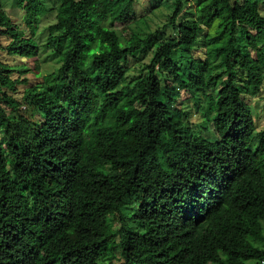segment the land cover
I'll list each match as a JSON object with an SVG mask.
<instances>
[{
	"label": "trees",
	"instance_id": "obj_1",
	"mask_svg": "<svg viewBox=\"0 0 264 264\" xmlns=\"http://www.w3.org/2000/svg\"><path fill=\"white\" fill-rule=\"evenodd\" d=\"M48 3L0 2V264H264V0H165L146 35L155 0Z\"/></svg>",
	"mask_w": 264,
	"mask_h": 264
},
{
	"label": "rangeland",
	"instance_id": "obj_2",
	"mask_svg": "<svg viewBox=\"0 0 264 264\" xmlns=\"http://www.w3.org/2000/svg\"><path fill=\"white\" fill-rule=\"evenodd\" d=\"M2 6L8 12V14L14 19L15 22L19 23L21 26H24L23 20V13L22 11L16 6V0H0ZM48 7H50L48 0H47ZM260 9L264 12V4L259 5ZM144 9L138 10V15L145 11ZM185 10L191 12V2L186 3ZM170 10L166 7L165 0H155V8L154 14L149 15L146 19H140L136 21L137 23L132 24V28L136 31H139L141 34L146 35L149 32L154 31L167 20V16L169 15ZM55 12L49 11L45 13L41 18L39 23L36 25L37 32L36 38L40 42V45L43 42L44 32L46 25L53 22ZM182 17H190L189 14L183 13ZM119 28V27H118ZM27 32V30H26ZM166 36H169V30L165 33ZM0 41H3V38L0 36ZM178 59V55H176ZM0 59L7 60L10 63H13L11 59L6 56L5 54H0ZM18 63V62H15ZM36 65L39 67L40 75L42 78L49 77L54 74L56 69L59 66L57 60L51 55L48 50L41 48ZM135 72L134 67H131L130 74ZM135 74V73H134ZM18 73H14V77L17 76ZM203 99L201 96H193L191 93L185 92L183 90L179 91V96L176 99V107L177 108H187L188 105L192 106V111H189V120L190 123L193 124V135L198 136L199 139L205 140H213L212 135L209 133L200 132L199 126L201 125L203 119L202 114L199 112V108L201 107ZM180 103H184L180 105ZM253 113L255 115V120L257 123L258 130L264 128V112L262 111V102L254 101L252 103Z\"/></svg>",
	"mask_w": 264,
	"mask_h": 264
}]
</instances>
